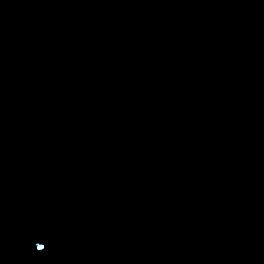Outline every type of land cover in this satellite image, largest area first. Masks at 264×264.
<instances>
[{
	"label": "snow or ice",
	"instance_id": "1",
	"mask_svg": "<svg viewBox=\"0 0 264 264\" xmlns=\"http://www.w3.org/2000/svg\"><path fill=\"white\" fill-rule=\"evenodd\" d=\"M37 249L40 251H43L46 248V244L45 243H38L36 245Z\"/></svg>",
	"mask_w": 264,
	"mask_h": 264
}]
</instances>
